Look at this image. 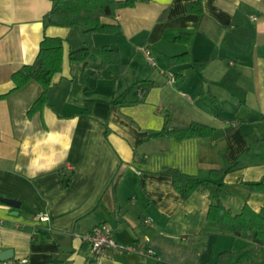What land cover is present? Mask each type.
Here are the masks:
<instances>
[{"label":"crops","instance_id":"1","mask_svg":"<svg viewBox=\"0 0 264 264\" xmlns=\"http://www.w3.org/2000/svg\"><path fill=\"white\" fill-rule=\"evenodd\" d=\"M53 1L0 0V195L21 204H0V252L12 250L11 260L24 264H52L55 257L85 264L81 235L100 224L132 247L102 256L101 264H217L221 252L245 245L207 220L209 191L199 188L185 201L163 169L207 179L213 169L234 165L222 177L225 206L235 214L245 204L264 208V193L246 185L264 178V0H202V17L187 12L195 0H139L121 9L122 30L92 39L120 51L123 73L116 65L103 70L93 56L86 69L69 60L84 34L45 26ZM185 32L193 34L190 44L176 43ZM46 36L63 39L62 69L48 103L30 113L44 88L30 81L13 90L12 74L35 61ZM186 51L210 60L207 68L175 64L172 57ZM131 71L146 81L145 101L111 105L132 85L120 87ZM86 100L94 102L91 115ZM166 110L176 123H204L215 133L152 137ZM61 171L75 172L68 187ZM149 249L153 255L144 254Z\"/></svg>","mask_w":264,"mask_h":264},{"label":"trees","instance_id":"2","mask_svg":"<svg viewBox=\"0 0 264 264\" xmlns=\"http://www.w3.org/2000/svg\"><path fill=\"white\" fill-rule=\"evenodd\" d=\"M139 0H54L52 8L44 16L45 26H58L67 28H81L84 34V44L78 49H71L69 60L80 62L86 69L89 66V58L96 56L103 70L118 66L120 73L125 72L127 64L122 61L120 51L107 45H96L93 35L96 33L117 34L122 29L116 22L118 12L121 9L134 7ZM147 1V0H143ZM187 12L203 16L202 0H195L186 4ZM164 10L159 16L162 20ZM192 33L185 32L174 38L176 43L189 45L192 41ZM63 39L60 37L46 36L40 43V50L32 64L24 65L12 74L15 87L13 90L22 88L30 81L40 83L44 90L40 97L33 103L30 113L41 110L48 103L47 92L51 86L54 75L61 71L63 64ZM175 64H190L191 68L202 71L207 68L210 60H194L189 51L172 57ZM102 70V71H103ZM102 72H98L101 77ZM138 81L132 84L125 92L113 97L111 105L127 103H143L145 95L142 83ZM140 93V94H139ZM138 94L135 100L130 96ZM93 100L85 101V114L91 115ZM215 128L200 122L176 123L171 117L169 110L164 111V126L152 137L171 136L178 141L192 138H210L214 135ZM136 160H140L136 157ZM234 165L227 168L213 169L210 177L201 179L196 175L185 174L176 168L166 167L164 172L172 176L174 189L186 201L199 188L209 191L210 206L207 220L214 223L223 233L246 241V244L237 250L223 251L217 257V264H264V208L254 210L245 204L242 210L235 214L225 206L222 194L228 190L222 181L223 175L232 171ZM74 171H61L62 184L68 187L73 178ZM120 177V176H119ZM250 192L264 193V178L259 182L246 183ZM1 196V195H0ZM0 204L2 202L0 201ZM52 264H64L58 257L53 258ZM159 264H165L159 262Z\"/></svg>","mask_w":264,"mask_h":264},{"label":"built area","instance_id":"3","mask_svg":"<svg viewBox=\"0 0 264 264\" xmlns=\"http://www.w3.org/2000/svg\"><path fill=\"white\" fill-rule=\"evenodd\" d=\"M144 51L146 52L148 62L155 65L151 50L149 48H144ZM169 75L171 76V81H173L175 79L174 75L171 73H169ZM39 219L48 220V216L42 214L39 216ZM148 221H150V219L145 220V222ZM81 239L88 245V254L85 264H101L100 258L102 256L109 255L115 251L132 250L131 246L119 243L114 236L113 230L106 224H100L93 227L89 232L82 234ZM144 254L153 255L154 252L149 249L144 252ZM25 262V259L19 261L7 260L0 261V264H24Z\"/></svg>","mask_w":264,"mask_h":264},{"label":"water","instance_id":"4","mask_svg":"<svg viewBox=\"0 0 264 264\" xmlns=\"http://www.w3.org/2000/svg\"><path fill=\"white\" fill-rule=\"evenodd\" d=\"M0 201L4 204L9 205V206L14 207V208H19L21 205L18 200L7 198V197L5 198L3 196H0ZM12 254H13L12 250H4V251L0 252V261L11 260L13 258Z\"/></svg>","mask_w":264,"mask_h":264},{"label":"rangeland","instance_id":"5","mask_svg":"<svg viewBox=\"0 0 264 264\" xmlns=\"http://www.w3.org/2000/svg\"><path fill=\"white\" fill-rule=\"evenodd\" d=\"M92 60H95V62H97V64L99 63V59L96 56H93ZM91 65H92V67L94 66L93 63H91ZM130 75H132V76L127 78L126 81H122L120 87L126 88V87H129V85H131V84H133L139 80H140V82L143 80V79L141 80V78H135V76L137 75V72L131 71Z\"/></svg>","mask_w":264,"mask_h":264}]
</instances>
